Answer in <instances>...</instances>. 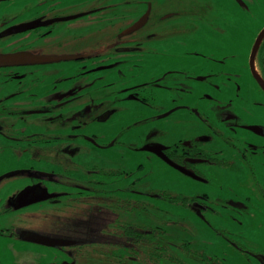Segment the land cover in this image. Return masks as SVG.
Returning <instances> with one entry per match:
<instances>
[{
    "label": "flooded vegetation",
    "instance_id": "1",
    "mask_svg": "<svg viewBox=\"0 0 264 264\" xmlns=\"http://www.w3.org/2000/svg\"><path fill=\"white\" fill-rule=\"evenodd\" d=\"M59 1L42 3L56 9ZM188 8L189 15L170 13L173 21L164 25L170 20L162 12L163 1L92 0L88 11L68 19L74 23L60 26L63 20L56 18L77 13H41L20 23L46 24L11 32L17 23L0 33V54L23 53L0 62V84L9 87L0 92V224L11 222L0 235L15 239L10 252L19 263L20 255L33 253L19 237L32 236L54 243L28 240L53 247L41 248L49 254L34 264H77V259L80 264L86 259L88 264H217L210 242L192 222H139L137 216L152 213L149 199L188 209L208 228L211 212L250 205L247 193L244 200L231 195L225 178L247 170L253 197L264 202L253 163L264 157L263 113L244 124L235 109L242 101L264 112V88L252 73L250 53L243 60L212 45L211 23L206 41L192 37L189 42L186 22H201L207 4L194 1ZM88 14L93 21L82 20ZM40 26L46 28L41 33ZM55 26H68L57 32L74 31L80 39L87 29L96 30V42L48 54L44 48L37 51L40 36ZM176 33L181 40L169 43ZM263 40L253 63L264 80V57L258 58ZM173 47L177 50L169 54ZM40 55L51 60L39 61ZM61 55L69 58L54 60ZM36 115L39 122L48 119L43 127ZM240 128L249 130L248 137ZM102 131L107 132L103 139ZM110 152L116 156L113 162L106 157ZM153 162L198 186L187 194L139 188L147 179L138 170ZM241 188L245 193L247 185ZM26 209L36 211L34 225H15ZM88 245L93 250H83Z\"/></svg>",
    "mask_w": 264,
    "mask_h": 264
},
{
    "label": "rangeland",
    "instance_id": "2",
    "mask_svg": "<svg viewBox=\"0 0 264 264\" xmlns=\"http://www.w3.org/2000/svg\"><path fill=\"white\" fill-rule=\"evenodd\" d=\"M77 1H83V4H74ZM102 1V0H99ZM163 1L162 12H165L167 18L170 22H165L164 25H171L174 15H170L173 11L180 10L189 15L191 9L188 7L194 2L197 1L203 6L207 4V8L203 11V18L201 22H197V19L189 18L188 22L190 23V38H199L200 42H204L209 38V28L206 26L208 23H211L212 27L215 28L211 32V42L212 45L217 49H222L224 52H228L238 58L247 60V56L250 53L255 37L261 27L264 25V0H152ZM60 5L58 8L49 9L46 7L42 0H0V33L6 32L12 25L17 23L31 20L32 18L38 16L41 13L52 15V14H73L82 11H88L92 5V0H60ZM72 2V3H70ZM62 3H70L69 6H64ZM74 4V5H72ZM210 6V7H209ZM202 11L198 10L197 13ZM93 14L84 15L86 18H82L83 21H93ZM73 20V18H72ZM78 22V18L76 19ZM70 21V22H68ZM220 22L222 24H220ZM74 23L71 20H63L57 24L60 26ZM55 26V29L46 35L40 36V40L37 42L39 51L41 48L45 53H53L55 51H60V47L64 49H70L75 45L80 43L96 42L97 31L87 29L85 31V38L80 39L75 34L71 32H57V28H68ZM224 26H227L226 28ZM38 32H43L46 28L45 26H40ZM59 29V31H61ZM8 35H5V38ZM181 40L179 34H173L170 39L167 41L169 43H177V40ZM85 39V40H84ZM174 48V47H173ZM177 47L173 51H170L169 54L175 53ZM135 75V74H133ZM228 90L233 91V89L227 87ZM6 91H9V87H5L0 84V92L4 94ZM227 95L231 93L224 92ZM1 94V95H2ZM14 98H10L12 100ZM27 99H23L26 101ZM212 100V99H209ZM22 101V103H23ZM255 107L251 103L239 101L236 106V113L238 114L239 121L241 123L247 124L250 121L245 119L254 118L259 119L261 114L264 112L257 111L252 109ZM32 115V114H29ZM37 118L36 124L41 123L42 127L45 125V122L48 119H44L39 122L40 115L35 116ZM111 120H107L105 125H108ZM250 124H255L251 122ZM241 134L242 137H248L246 131H249L244 128ZM107 132H99V137L104 138ZM249 135V133H248ZM240 136V135H239ZM120 153L126 154V151H121ZM87 154V153H86ZM96 153L90 154V162L94 158ZM264 155V154H263ZM44 152L41 151V157L43 158ZM110 156L112 162L116 160V156L113 153L106 154V157ZM89 156H80V160H87ZM101 158V157H100ZM97 158V162L98 159ZM133 162V159L128 162V167ZM264 157L253 160L256 172V180L258 181L259 187L264 188ZM123 162H121L122 164ZM235 164V161L234 163ZM261 164L262 169L259 168ZM89 163L86 165L88 166ZM148 165V167L140 168L138 170L139 175L143 179H147L144 183H138L139 188H149L151 191H157L159 189H164L172 194L183 192L187 194V191L190 188H193L198 182L194 179H190L185 175L171 173V169L161 165L160 163L153 162ZM148 169V171H147ZM143 175V176H142ZM247 170L242 172H235L233 174L227 175L225 178L228 179V182L231 189V195L233 197H241L243 199L244 194H248L249 198H246V203L244 204H233L226 210L211 212L209 215L211 219V226L207 225L205 227L199 222H203L199 219L192 211L185 209L183 207L176 206L171 203H163L161 199L156 197L150 198L152 206V213L144 219H140L137 216L139 222H168V220H173L174 222H192L194 226H197L198 230L201 233L202 237L206 238V242H210L213 252L216 253L217 264H264V202L254 198L256 191H251L253 184L249 183L250 177L248 178ZM242 186L247 185V189L241 188ZM198 185H196L197 187ZM226 187V185L224 184ZM175 192V193H174ZM254 193V194H253ZM244 200V199H243ZM35 213L34 209H26L20 211L18 215L19 222L15 221V225H20L21 227H32L35 222ZM195 222V223H194ZM5 227H11V222H4L0 224V232L3 231L7 233L8 230L4 229ZM18 230V228L16 229ZM191 230V229H190ZM192 231V230H191ZM193 232V231H192ZM11 236L0 235V249L3 252V256H0L2 264H34L36 260L40 259L41 262L45 260L46 255L49 252L42 250L41 248H53L47 247L42 244L35 242H30L20 238L21 243L25 248L31 249L32 254L29 257L27 253L20 255L22 257L23 263H19V258L15 257V254L12 256L11 252V243L15 239H11ZM197 242L196 237H194ZM85 251L93 250L90 245L83 248ZM17 254V253H16ZM18 255V254H17ZM52 260H58L55 258L54 254L51 256ZM77 264H80L81 259H77ZM87 262V259L84 260ZM57 264V263H56ZM104 264H107L106 260ZM115 264V263H114Z\"/></svg>",
    "mask_w": 264,
    "mask_h": 264
},
{
    "label": "water",
    "instance_id": "3",
    "mask_svg": "<svg viewBox=\"0 0 264 264\" xmlns=\"http://www.w3.org/2000/svg\"><path fill=\"white\" fill-rule=\"evenodd\" d=\"M81 14L77 13V14H73V15H68V16H64V17H60V18H56V20H67L70 18H74L77 17ZM35 21H31V22H25V23H20L18 25H16V28L12 29L11 32H16V31H21V30H25L28 28H32L35 27L37 25H41V24H46L45 22H41V23H34ZM136 25V24H135ZM134 25V26H135ZM264 37V27L258 32V34L255 37V40L253 42L252 48H251V52H250V67L252 70L253 75L255 76L257 82L264 88V80L262 79V77L258 74V72L255 71L254 69V56L258 50V47L260 45V42L262 40V38ZM18 54L22 55V52L19 53H6V54H0V62H8L13 58H16L18 56ZM41 57H39V61H49L51 60L49 57L40 55ZM46 57V58H45ZM69 58L68 55H61L56 57L54 60H58V59H66ZM28 240H32V241H37V242H41L44 244H54L52 242H49V240L45 239V238H34L32 236H28V238H26ZM56 243H61V241H57L55 240Z\"/></svg>",
    "mask_w": 264,
    "mask_h": 264
},
{
    "label": "trees",
    "instance_id": "4",
    "mask_svg": "<svg viewBox=\"0 0 264 264\" xmlns=\"http://www.w3.org/2000/svg\"><path fill=\"white\" fill-rule=\"evenodd\" d=\"M260 49H263L264 50V40L262 41V44H261V46H260V48H259V51H260ZM259 51H258V58L262 61V58L264 57V55L262 56V55H260L259 54ZM108 220V221H107ZM107 220L105 221V222H111V220H112V218H107ZM113 221V220H112Z\"/></svg>",
    "mask_w": 264,
    "mask_h": 264
}]
</instances>
